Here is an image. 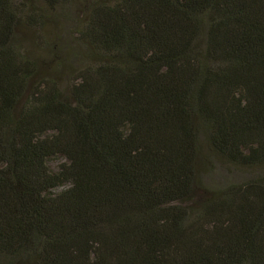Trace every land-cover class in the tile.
<instances>
[{"label":"trees","instance_id":"1","mask_svg":"<svg viewBox=\"0 0 264 264\" xmlns=\"http://www.w3.org/2000/svg\"><path fill=\"white\" fill-rule=\"evenodd\" d=\"M28 2L0 0V264H264V0H88L65 84Z\"/></svg>","mask_w":264,"mask_h":264},{"label":"rangeland","instance_id":"2","mask_svg":"<svg viewBox=\"0 0 264 264\" xmlns=\"http://www.w3.org/2000/svg\"><path fill=\"white\" fill-rule=\"evenodd\" d=\"M60 1L48 10L41 1L29 0L30 5L44 11L51 21H47L42 29L24 30L21 39L27 50L37 58L41 75L53 77L65 84L85 61L86 47L79 42L77 32L84 23L88 0ZM62 161L64 158L60 156L50 158L47 165L51 171H56ZM247 177L211 159L207 160L201 174L203 184L214 188L242 182Z\"/></svg>","mask_w":264,"mask_h":264}]
</instances>
